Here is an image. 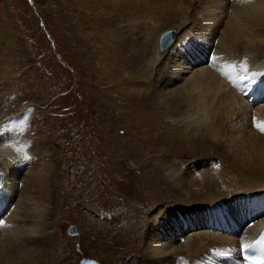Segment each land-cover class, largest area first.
<instances>
[{"label":"rangeland","instance_id":"1","mask_svg":"<svg viewBox=\"0 0 264 264\" xmlns=\"http://www.w3.org/2000/svg\"><path fill=\"white\" fill-rule=\"evenodd\" d=\"M89 1L0 0V137L12 132L24 138L16 142L19 147L30 146L35 153V149L44 146L47 155L50 149L58 153L52 183L58 189L56 198L49 205V221H44L48 224L36 234L42 237V243L22 256L11 252L18 248L14 241L18 225L10 224V241L4 238L10 243L6 248L0 242L1 260L10 258L6 253L11 252L12 258H43V264H80L83 259L99 264H145L140 263V257L146 233L152 228V216L177 204L163 199L166 185L178 189L165 176L173 174L174 181L184 174L192 177L187 176L188 183L177 181L186 192L190 189V196L183 203L187 210L206 192L209 170L215 171L212 179L220 184L214 188L215 196L225 191L218 174L224 178L238 175V167H227L217 153V146L227 149L223 140L228 137L227 133L219 135L218 130L202 146L186 143L179 151H157L165 146L164 135L172 130L185 133L186 128L187 132L190 130L186 135L198 139L215 120L210 115H203V120L199 113L198 121V113L189 112L193 111L186 103L189 99H181L173 90L182 83L168 86V80L163 78L167 72H159L161 62L168 63L170 56L166 55L173 47L161 53L159 38L169 30L176 29L179 34L182 28L198 30L203 13L208 14L206 0H193L184 14L169 9L163 14L161 7L150 14L129 10L94 12ZM224 2L223 16L232 12L233 0ZM110 18L113 22L106 23ZM184 20L188 22L181 28ZM212 30L216 37L218 31ZM123 41L127 50L120 47ZM141 41L149 44V52L145 60L138 61ZM167 97L179 100L177 104L183 111L178 112L182 113L165 114L170 110L162 109ZM152 102L158 107L150 106ZM19 114L30 117L22 125L13 124ZM195 119L201 125L195 126V121L192 129L199 127V132L187 129ZM218 120L214 122L221 121ZM216 126L212 127L221 125ZM164 157L172 162H165ZM16 163L17 160L10 169ZM25 169L26 162L22 171ZM21 181L20 186H24ZM136 218L138 221L134 222ZM70 224L78 227L79 236H68Z\"/></svg>","mask_w":264,"mask_h":264},{"label":"bare ground","instance_id":"2","mask_svg":"<svg viewBox=\"0 0 264 264\" xmlns=\"http://www.w3.org/2000/svg\"><path fill=\"white\" fill-rule=\"evenodd\" d=\"M223 2L224 0H206L207 6L204 7H206L208 14L203 13V20L199 23L201 27L198 30L193 28L190 31H183L182 27L188 22L184 20L183 24H181L180 34L176 29L164 33L174 32L173 35L176 39L175 43L173 42L166 49L168 51L173 46L166 55L170 56L167 60L168 63L166 61L164 63L161 62L159 69L161 74L167 72L163 78L166 81L168 80V86L182 83V85L175 87L173 90L177 92L181 99H189H186V101L188 100L186 103L193 111H187L191 112L190 114L195 112L194 115L198 113L199 118L196 117L198 121L201 120L200 116L203 118V115L215 116L216 121L217 118L221 121L218 120V123L214 122L215 120L213 119V122L211 121L209 124V126L212 124L211 128L204 130L206 133H202L200 138L198 136V139L196 136L186 135V128L183 129L185 133L172 130L171 133L164 135L163 143L165 146L157 151H164L167 148L173 152L179 151V147L186 143L202 146L206 144L209 136L212 138L214 131L218 130L220 132L219 135L227 133L226 136L228 135V137L223 140L225 144H222L227 149L224 151V149H219L217 146V151L220 150L217 153L224 159L223 163L227 167L235 165L234 168L238 167L240 169H236L238 175L234 178H224L222 174H218L225 186V191L219 196L213 194L215 193L214 190H216L214 188L220 187V184L214 183L216 180L212 179V172L215 173V171L213 169L209 170L210 175L206 176L208 177L206 192L195 200L197 204L187 210H185L187 208L186 204L183 203L190 196V189L186 192L185 186H179L177 181L179 183H188L192 177L184 174L177 177V181H174L173 174L165 176V179H169L178 189L173 190L166 185V197L163 199L168 198L174 203L182 205L168 206L165 209L156 211L152 216V228L146 233V241L141 252L140 263L238 264L237 260L243 243L257 236L259 228L264 226V214L252 219V223L245 222L246 217L244 218L247 210L255 209L256 202L264 203V133H261L255 127L257 122H264V103L253 107L250 106L233 86L232 80L223 74L227 70V66L233 63L236 65L245 64L248 70L254 68L255 70L264 71V0H233V5H230L232 12L230 14L228 12L225 16H223L225 14L223 9H226V4L223 5ZM192 4L193 0H90L88 2L90 10L94 12L98 9L103 10V12L129 10L134 14L155 13L160 7V11L163 14L168 13V9L169 12L179 10L184 14ZM198 12L200 14L199 10ZM108 22L112 23L113 21L110 18L106 21V23ZM217 27H219V30ZM212 29L218 31L216 37ZM213 35L215 41L212 44L211 38H213ZM140 43L143 48L140 50L138 58H136L137 60H145L148 56L149 44L143 41ZM120 47L127 50L126 42L123 41ZM166 50L160 52L164 53ZM206 54H211L212 56L209 63L204 59ZM162 55H160V59H162ZM206 58L208 60L209 56ZM233 75L244 77L245 73L242 68L236 67ZM167 98H169L165 101L167 105L165 104L166 106L162 107V109H164L163 111L170 109L169 113L166 112L165 114L174 116L178 110H182V108L180 109L181 105L177 104L179 101L177 98ZM156 103H160V101H156ZM183 103H185V100ZM151 105H154L153 102ZM184 106L186 105H182V107ZM189 106L186 107L189 108ZM154 107L156 106L154 105ZM180 113L182 112L180 111ZM28 117L30 115L19 114L14 117L12 122L13 124L22 125L28 120ZM195 121V126H198V121L195 119L191 123L192 127L187 129H192ZM158 122L161 123L160 120ZM185 122L186 120L183 122L184 127L186 125ZM217 124H220L221 126L218 127L222 128L212 127ZM199 127L194 130H200ZM23 139L22 136H16L12 132L2 133L0 137V172L3 173V179L0 181V220H2V224H0V242L1 244L3 242L5 247L10 243H7V239L4 238L6 236L8 241H10L9 238L13 230L10 229L11 233H9L10 231L8 232L7 229L10 224H15L16 222L18 228L14 241L17 243L18 248L12 249L11 245V252L27 254L28 250L31 253L35 245L42 243V237H36L39 236L36 234H39L41 226L48 224L44 221H49L50 219V217H47V213L50 210L49 205L54 203L58 190L55 185L52 186L55 181L54 173L58 167V158L56 157L58 153L57 150L50 149L47 155L44 146H39L35 149V153L32 152L33 148H29L30 146H25L24 152H18L17 148L19 146L16 145V142H20ZM218 140L220 139L218 138ZM217 143L221 145L220 141H217ZM29 157L30 160L27 161ZM163 159L165 162H172L166 157ZM15 160H17V163L10 169ZM25 162L26 169L22 171ZM199 173L201 174L200 171ZM20 181L24 186H20ZM193 194L192 192L191 196ZM245 195L253 201L241 202L240 198ZM215 205L219 208H216ZM245 205L246 209L242 210ZM176 207H178V210H176ZM126 220L128 225H130L128 218ZM118 221H120V217H117L116 220L119 224ZM136 221H138L137 218L134 222ZM213 222H221L220 228L223 231H229V225H235L236 227H242L241 232L236 235L235 226L231 227V231L234 234L218 232L209 228L214 225ZM76 228L77 236H79L80 232L78 227ZM123 232L126 231L123 230ZM11 252L6 253V257L10 258L0 259L4 264H43L44 262L43 258H29L28 255L26 258L19 257V259L17 258L18 253L16 258L14 256L12 258L13 254ZM84 261V264L91 262V260Z\"/></svg>","mask_w":264,"mask_h":264},{"label":"snow or ice","instance_id":"3","mask_svg":"<svg viewBox=\"0 0 264 264\" xmlns=\"http://www.w3.org/2000/svg\"><path fill=\"white\" fill-rule=\"evenodd\" d=\"M236 67H240L242 68L243 72L245 73L244 77H236L233 75V72L235 70ZM248 69L246 67L245 64H241V65H236V64H229L227 66V70L224 71V75L226 77H228L230 80H232L233 83H236L238 79H243L246 80L247 82L251 83L257 74L253 73L251 76L247 75ZM261 76H264V73L259 74ZM255 127L261 132L264 133V122H257L255 124ZM21 133L23 132V128H21ZM18 152H24L25 151V146H20L19 148H17ZM2 175V174H0ZM0 224H2V220H0ZM259 247L262 251H264V236L261 237V239L259 241L256 242V245H251L248 247Z\"/></svg>","mask_w":264,"mask_h":264},{"label":"water","instance_id":"4","mask_svg":"<svg viewBox=\"0 0 264 264\" xmlns=\"http://www.w3.org/2000/svg\"><path fill=\"white\" fill-rule=\"evenodd\" d=\"M172 33L169 32V33H166L164 35H162L158 41V47H159V50L160 51H165V49L171 44L172 40H173V37H171ZM2 175H0V179H1ZM77 226L75 224H70L68 226V229H67V234L71 237H73V235H76L78 234L77 232ZM86 259H83L81 260L80 264H84ZM89 264H93V263H89ZM95 264V263H94Z\"/></svg>","mask_w":264,"mask_h":264}]
</instances>
